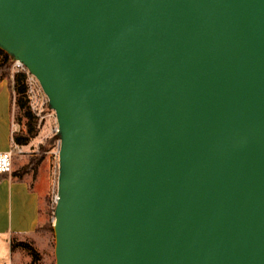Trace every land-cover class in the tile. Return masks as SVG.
<instances>
[{
	"label": "water",
	"instance_id": "1",
	"mask_svg": "<svg viewBox=\"0 0 264 264\" xmlns=\"http://www.w3.org/2000/svg\"><path fill=\"white\" fill-rule=\"evenodd\" d=\"M0 51L56 115L54 264H264V0H0Z\"/></svg>",
	"mask_w": 264,
	"mask_h": 264
},
{
	"label": "rangeland",
	"instance_id": "2",
	"mask_svg": "<svg viewBox=\"0 0 264 264\" xmlns=\"http://www.w3.org/2000/svg\"><path fill=\"white\" fill-rule=\"evenodd\" d=\"M23 71L21 66L13 64L12 71ZM27 72V70H25ZM28 73V72H27ZM37 81V80H36ZM38 83V81H37ZM39 85V83H38ZM36 86V105L39 111L34 113L38 116V135L26 146H20L13 158V170L22 168L29 160L42 159V163L33 173L32 168H28L25 179L29 181L32 188L39 192L41 197V221L42 226L46 221L53 223L54 208L57 197V177H58V149L59 143L55 139L57 133V120L53 110L48 104L42 105V95ZM41 97V98H40ZM15 115L13 117L15 121ZM24 129V124L15 123V132ZM29 243L38 253L39 258L36 264H54V237L53 232L39 229L31 236L21 239ZM32 255L26 250L16 248L12 256V264H31Z\"/></svg>",
	"mask_w": 264,
	"mask_h": 264
},
{
	"label": "crops",
	"instance_id": "3",
	"mask_svg": "<svg viewBox=\"0 0 264 264\" xmlns=\"http://www.w3.org/2000/svg\"><path fill=\"white\" fill-rule=\"evenodd\" d=\"M18 71L11 72V83L0 82V152L13 144L15 123L11 85H18ZM41 197L26 179L0 175V264H12L11 239L31 236L41 221Z\"/></svg>",
	"mask_w": 264,
	"mask_h": 264
},
{
	"label": "trees",
	"instance_id": "4",
	"mask_svg": "<svg viewBox=\"0 0 264 264\" xmlns=\"http://www.w3.org/2000/svg\"><path fill=\"white\" fill-rule=\"evenodd\" d=\"M14 62L10 59L8 55L0 51V82L3 80H8L11 83V68ZM26 73L24 71H18L17 78L19 80L18 85H11L12 95H13V112L15 115L14 123L18 125L24 124V129L13 133V143L26 146L32 139L38 135V116L32 111L28 97L26 95ZM14 119V117H13ZM14 158V157H13ZM42 163V159H31L23 167L16 168L12 171L11 175L18 179L24 180L26 170L32 168V172L37 171V167ZM6 175V174H1ZM32 187V186H31ZM54 212V211H53ZM41 215V211H40ZM54 215V214H53ZM53 223H44L42 226L39 224L36 231L42 229L43 231L53 232ZM16 248H21L28 251L32 255L31 264H36L39 258L37 251L27 242L19 241L16 238L11 239V249L14 251Z\"/></svg>",
	"mask_w": 264,
	"mask_h": 264
},
{
	"label": "built area",
	"instance_id": "5",
	"mask_svg": "<svg viewBox=\"0 0 264 264\" xmlns=\"http://www.w3.org/2000/svg\"><path fill=\"white\" fill-rule=\"evenodd\" d=\"M15 64H18L23 69L27 70L20 63L16 62ZM25 70H23V71L27 75L26 80H25L26 95L28 97L31 109L34 110L35 112H37V111H39V109H37V105H36L35 100H36V91H37L36 86L38 85V83L36 81V78L33 75H31L28 71H27L28 72L27 73ZM38 91L42 95L41 96L42 97V105L48 104V99H47L46 95L43 93L41 87L40 88L38 87ZM19 147H20L19 145L13 143L12 147L9 150L0 152V175L12 173V171H13V157H14L15 153L17 152V150L19 149Z\"/></svg>",
	"mask_w": 264,
	"mask_h": 264
}]
</instances>
